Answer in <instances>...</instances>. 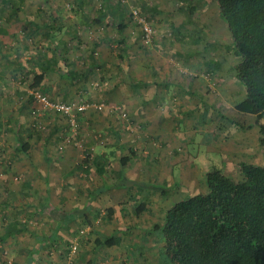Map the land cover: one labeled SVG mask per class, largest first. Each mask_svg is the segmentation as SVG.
I'll return each instance as SVG.
<instances>
[{
    "label": "rangeland",
    "instance_id": "rangeland-1",
    "mask_svg": "<svg viewBox=\"0 0 264 264\" xmlns=\"http://www.w3.org/2000/svg\"><path fill=\"white\" fill-rule=\"evenodd\" d=\"M110 2L121 3L122 18L120 14L117 18L126 23V44L120 43L114 23L92 21L101 4L105 8ZM181 2L23 0L18 5V0H0V28L12 29L0 36V122L14 124L23 107L22 113L27 111L24 124L40 131L39 138L34 135L27 140L47 141L54 158L52 169L72 173L66 180L73 184H68L82 190L70 194L68 187L59 196L62 211L76 216L66 228L70 244L61 264H82L92 249H100L94 264H159L156 257L161 253L162 236L150 229L163 222L176 201L207 191L206 175L213 167L240 180L241 161L264 164L258 116L247 111L244 87L233 70L239 58L232 49L228 27L218 15L217 2L188 0L185 5L194 7L191 16L181 10ZM17 9L21 16H35L43 23L50 14L57 20L65 17L67 29L75 34L67 40L81 48L71 63L82 75L80 81L67 82L65 68L54 59L48 65V56L57 53L46 36L40 33L27 38L24 24L8 22L9 14ZM135 9L153 28L149 39L133 15ZM71 18L76 19L71 23ZM92 49L96 58L107 61L84 75L90 70ZM45 72L51 73L47 75L49 90H44L47 81L42 82ZM37 90L52 100L70 102L75 123L71 124L68 115L41 104L33 95ZM154 90L159 93L156 98ZM140 93L151 98L150 102L143 103L145 97ZM82 105L85 108L80 110ZM110 125L119 131V138L107 130ZM54 127L58 128L52 133ZM5 140L0 138V197L15 204L23 194L13 184L20 185L24 178L21 172L12 173L14 158L11 161L8 156ZM37 149L31 152L36 155ZM103 149L111 162L102 176L84 158ZM122 165L124 176L118 173ZM122 178L130 185L122 192L102 189L97 195L86 193L88 186L121 184ZM142 201L148 209L136 215L134 208ZM110 207L114 209L111 217ZM7 213L9 210L0 211V217ZM20 214L27 222L26 213ZM112 232L123 237L122 243L103 246V237ZM74 244L77 249L73 252ZM112 254L116 259H111Z\"/></svg>",
    "mask_w": 264,
    "mask_h": 264
},
{
    "label": "trees",
    "instance_id": "trees-1",
    "mask_svg": "<svg viewBox=\"0 0 264 264\" xmlns=\"http://www.w3.org/2000/svg\"><path fill=\"white\" fill-rule=\"evenodd\" d=\"M181 1V10L191 16L194 7L185 5L188 0ZM215 1L218 15L232 36L231 46L239 58L233 70L244 87L247 111L258 116L259 141L264 147V0ZM120 5L110 2L102 8L101 4L99 15L92 21L114 23L121 35L120 43L126 44V23L117 18ZM108 18L110 21H107ZM39 27L34 20H26L24 36L34 37ZM60 54L64 61L68 59L67 52ZM89 56L95 58L92 64L96 63L95 49ZM47 63L51 64L48 60ZM54 63L58 60L54 59ZM68 66L70 64H63L65 73L62 75L71 82L80 81L82 75ZM143 99V103H148L151 98ZM35 129L29 127V136L39 138L40 131ZM23 137L18 136L21 147L25 143ZM84 160H90L102 176L110 163L107 153L89 152ZM240 168L242 179L235 180L222 168L213 167L206 175L207 191L176 201L166 211L163 222L153 225L150 230L161 233L163 241L161 253L156 257L159 264H264V164L241 161ZM118 173L124 176L122 168ZM122 179L124 185L126 179ZM104 185L105 189H109L114 184ZM147 209V203L142 201L135 206L134 212L139 215ZM58 212L62 214L63 211L59 208ZM108 212L111 217L114 209L110 207ZM10 234V228H7L5 236ZM122 241L123 237L114 233L104 243L113 246L120 245Z\"/></svg>",
    "mask_w": 264,
    "mask_h": 264
},
{
    "label": "crops",
    "instance_id": "crops-1",
    "mask_svg": "<svg viewBox=\"0 0 264 264\" xmlns=\"http://www.w3.org/2000/svg\"><path fill=\"white\" fill-rule=\"evenodd\" d=\"M91 1L92 0H89V2ZM21 2H23V0H18V5L21 4ZM40 11L41 10H39V12ZM9 16H11V19L8 20L10 24H14L15 21H20L22 24H25V21L29 19L37 22L40 27L35 37L40 33L46 36L44 38L49 40V47L57 53L56 55H49L48 61L51 62L52 59H57L59 60V65L67 63L68 65L70 64L68 67H71V63L73 65L72 59L78 57L76 53L77 50L80 51L81 48L77 43H73L72 41L69 42L71 37L75 34L73 35L71 31L69 32L67 29V20L64 19V16H60L61 19L57 20L58 18L55 14L54 16L50 14L49 19L44 23L35 16L30 18L27 16H21L19 10H17V12L16 10L12 11ZM118 17L121 19V14ZM71 19L72 20L70 21L72 23V21H75L76 18ZM51 29L52 31H50ZM11 31V28L8 30L0 28V36L3 32L10 34ZM68 35H70V39L67 37ZM65 40H67V42ZM105 45V47H108V44ZM95 46H98V43L95 44ZM63 51L67 52L66 55L68 59L66 61L63 60L62 55L60 54V52ZM94 60L95 58H92L90 63H88V66L91 69L86 72L87 74H90L94 68L104 65V62L107 61L106 58H96V63L92 64ZM51 71L52 70L50 69L49 72ZM46 72L42 82L47 81V77L51 74ZM68 81L69 80L67 79V82ZM140 82L144 85L149 83L141 80ZM48 83L49 81L45 84V90H49ZM154 93L156 97L159 96V93H157L156 90H154ZM144 96L146 95L143 94L141 97ZM22 109L23 107H20L19 111L16 113V120L14 124L0 122V138H3V140L8 138V142L5 140L6 145L4 148H9V155H7L11 158V161L14 158L12 173L21 172V175L24 178L20 185L16 183L13 184V187L17 188L16 191L23 194V198L19 199V202L13 204L11 201L0 197V211L7 212L9 210L10 212L7 213V215H4L3 218L0 217V264H61L65 261V258L62 259V257L66 255V246L70 244L67 243L68 239L66 238L68 237V231L66 228L70 226L72 220L76 216L68 215V212L65 210L62 214L58 212V209L62 208L59 196L63 195L68 187L70 188V194L80 193L82 190H80L79 186L69 185L70 183L73 184L72 180L69 181L70 183L66 180L67 177H69L67 175L72 173H68L69 171H67L64 174H60L52 169L51 163L54 161V158L51 156L52 154L49 153V150L46 147L48 144L47 141H43L44 139L38 140L40 142H37L36 139L33 142L27 140L28 138H33V136L24 135L25 132H31L29 127L24 124L27 111L23 114ZM5 120H7V118ZM17 124L19 125L18 127L16 126ZM57 128L58 127L52 128V133L55 132ZM107 130L113 132L115 136L119 138L120 133L116 128H113V126L110 125L107 127ZM18 134L24 136L23 138L25 143L22 147L18 140ZM41 142H43L44 145H41ZM32 149L33 151L37 149V156L31 152ZM11 153L12 155H10ZM98 153L109 154V152L104 149ZM125 157H122L121 159L122 164H125L126 162ZM123 167V165L120 166L119 170H121V168L123 170ZM63 175L66 176V178L64 177L65 179H61ZM61 180H65V182H62ZM105 188L106 185L104 184L100 186H90V188L88 186L86 193L89 195L98 194L103 192ZM112 189L120 190V192H122L126 189V185L117 183L115 185H111V187L106 190ZM54 198H56V200H54ZM40 199H42V201H40ZM52 200H54V202H52ZM53 210H55V213H53ZM20 212L26 213L29 218L27 222L20 219ZM7 228H10L11 231L9 236H5ZM112 234H114V232L108 235L106 234L105 237L107 238ZM115 234L119 235L117 233ZM105 237H103V239L106 240ZM103 246L106 247L107 245L105 244ZM96 251H100V249H92L91 252H89L87 260L83 261L82 264H94V261L97 259L95 258ZM112 258L116 259V256L112 254L111 259Z\"/></svg>",
    "mask_w": 264,
    "mask_h": 264
},
{
    "label": "built area",
    "instance_id": "built-area-1",
    "mask_svg": "<svg viewBox=\"0 0 264 264\" xmlns=\"http://www.w3.org/2000/svg\"><path fill=\"white\" fill-rule=\"evenodd\" d=\"M134 11V17L139 21V23L142 25L143 34L147 37V39L150 38L153 28L149 24V22L146 20L144 16L138 13V11L135 9ZM33 93V92H32ZM34 97L43 104L46 108H52L56 111H60L62 114H66L70 117L71 124L75 123L76 116H75V109L72 106L70 102H64L61 100H52L47 94H44L42 91H38L33 93ZM85 106L82 105L79 107L80 110L84 109ZM74 112V113H72ZM73 249H71L73 252L75 249H77V244H74Z\"/></svg>",
    "mask_w": 264,
    "mask_h": 264
}]
</instances>
